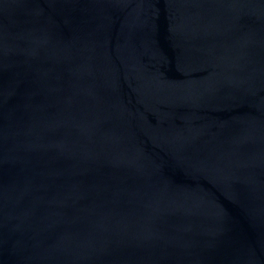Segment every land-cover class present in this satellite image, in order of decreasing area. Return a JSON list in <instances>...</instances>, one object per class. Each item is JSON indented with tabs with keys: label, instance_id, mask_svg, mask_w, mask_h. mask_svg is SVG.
I'll return each instance as SVG.
<instances>
[{
	"label": "water",
	"instance_id": "95a60500",
	"mask_svg": "<svg viewBox=\"0 0 264 264\" xmlns=\"http://www.w3.org/2000/svg\"><path fill=\"white\" fill-rule=\"evenodd\" d=\"M0 264H264V0H0Z\"/></svg>",
	"mask_w": 264,
	"mask_h": 264
}]
</instances>
